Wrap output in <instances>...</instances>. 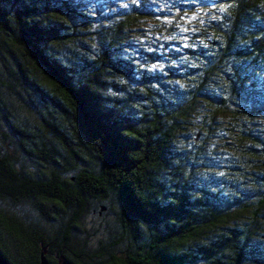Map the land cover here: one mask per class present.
I'll return each instance as SVG.
<instances>
[{
  "label": "trees",
  "instance_id": "trees-1",
  "mask_svg": "<svg viewBox=\"0 0 264 264\" xmlns=\"http://www.w3.org/2000/svg\"><path fill=\"white\" fill-rule=\"evenodd\" d=\"M43 249L264 264V0H0V253Z\"/></svg>",
  "mask_w": 264,
  "mask_h": 264
},
{
  "label": "rangeland",
  "instance_id": "rangeland-1",
  "mask_svg": "<svg viewBox=\"0 0 264 264\" xmlns=\"http://www.w3.org/2000/svg\"><path fill=\"white\" fill-rule=\"evenodd\" d=\"M183 10H185V8ZM90 211L92 212L85 216V220H82V229L84 232L80 238H85V235H88V243L91 249H99L104 246L107 247L113 241L116 232L119 233V230L117 231L116 224L114 222L115 216L104 213L99 214L98 209L94 206V204L92 205V209ZM121 244L122 243L119 245ZM120 249H124V246L116 248L114 253L117 254L123 251H119Z\"/></svg>",
  "mask_w": 264,
  "mask_h": 264
},
{
  "label": "water",
  "instance_id": "water-1",
  "mask_svg": "<svg viewBox=\"0 0 264 264\" xmlns=\"http://www.w3.org/2000/svg\"><path fill=\"white\" fill-rule=\"evenodd\" d=\"M0 264H9L1 253H0ZM39 264H51L46 258V251L44 249L41 252ZM57 264H73V263L64 257H61L58 258Z\"/></svg>",
  "mask_w": 264,
  "mask_h": 264
}]
</instances>
